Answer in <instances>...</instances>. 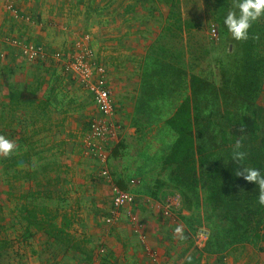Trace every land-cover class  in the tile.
<instances>
[{
	"label": "rangeland",
	"instance_id": "1",
	"mask_svg": "<svg viewBox=\"0 0 264 264\" xmlns=\"http://www.w3.org/2000/svg\"><path fill=\"white\" fill-rule=\"evenodd\" d=\"M97 1L99 5L103 6L105 3L110 2V0ZM121 1L123 2L124 0H117L115 2L121 5ZM227 1L228 3L226 0H142V2H138V0H125L126 6L120 9H127L128 17L135 21L134 24L131 23L130 27L137 28L139 26V29L142 30L141 35L146 34L148 40L143 53L140 55V71L134 75L139 80H133V93L131 94L133 104L130 107L133 108V111L131 115L128 119L126 117L114 121L111 120L112 117L109 118L110 133L103 139L95 138L106 155L105 161L94 158L87 148L86 140L90 134V126L85 124L87 116L84 115L85 122H81V124H84L83 134H87H85L86 137L83 140L86 156L88 155V157L93 159L96 165L99 162L103 164L104 167L101 168L100 173L106 177L107 175H104L102 171L107 169V177L110 175L113 177V184L117 180L124 183L126 185L125 190L129 191L136 199L139 195L150 197L151 191L156 189L158 180L165 182L160 190L159 199L156 198L158 209L161 206H166V208H161L163 211L160 212L163 215L164 221H166L164 229L160 233L163 236V241L169 242L171 240V243L173 242L172 250H175V256L173 257L180 259V263H183L184 260H189L188 258L190 257L199 258V264H246V260L248 259L247 254L253 253L256 255L254 263L264 264V250L261 244H246L245 248L241 249L239 245L237 249L233 246L228 247L232 233L228 231V221L225 218H221L214 211H206L204 204L196 207L194 203L191 210L186 207L182 208L184 202L181 199L182 197H179V191L174 187L175 182L172 178L173 169L168 167L165 162L170 152V146L175 138L174 132L170 131L165 123V119L172 114L177 104L184 97V94L189 95L192 102L198 107V113L201 116L199 121L201 123H207L206 117L210 112H214V115L218 116L228 108L243 111L245 107L252 106L250 104L255 103L264 107V69L262 74L259 73L255 76V82L259 85L254 84V86L259 87V92L257 94L254 92V97L251 100L235 96L238 93L236 90H239L243 86L245 80L243 61L246 57L251 56V52L246 40H234L227 32L223 18L229 10H233L235 0ZM113 12L115 10L112 7H107L100 10L99 13L102 15L112 14ZM259 20L261 26L264 27V16L259 18ZM259 34L263 36L264 32H260ZM3 35L9 38L8 35ZM81 39L82 37L75 42ZM0 42L8 43L7 41ZM87 45L90 47L89 44ZM260 49L264 54V48ZM23 58L24 60L27 59L25 56ZM29 61L38 62L36 60ZM258 61L260 60L258 59ZM62 63L64 64L63 60ZM169 64L170 68H173L172 70L176 73L174 74L175 84H177V81L178 84L182 81L179 76L182 75L185 85L181 89L175 87L165 96H161L157 92L159 80L156 72L161 70V68L166 70V65ZM159 66L161 68L158 69ZM0 68L3 70H0V76L9 83L10 76L14 75L13 70L3 65H0ZM192 74L197 76L199 86L201 85L197 87L196 92L190 91L189 87ZM78 85L80 86L81 84L79 83ZM81 86L86 89L83 85ZM9 88L11 89L12 85ZM196 114L197 112L194 110L192 120H195ZM97 115H99L98 111ZM90 120L87 123L90 124ZM5 122L11 125L4 115L0 118V125ZM21 122L24 124L23 121ZM192 125L196 127L195 122H192ZM14 128L13 125L8 128L1 125L0 134L14 140L17 146L20 144L21 147L18 151L15 150L14 153L18 152L22 154L29 147L20 140L21 133H19L18 129ZM111 131L113 132L114 139L110 151L106 147L105 142L108 141ZM211 131V129H207L206 134L202 138L196 139V145L200 146L203 144L208 148L216 146V141L211 138ZM34 140L36 142L32 146L35 150L39 151V154L32 157V162L29 166L37 167L54 159L59 161L64 160L63 154H60L59 150H56L60 147L52 150L47 146V142H52V140L50 137L47 138L45 133L34 136ZM79 140L81 139L79 138ZM114 154L116 156H113ZM39 157L41 158L39 159ZM4 158L5 156H0V238L10 241V244L0 255V264H64L55 253L56 251H47L45 249L44 235L35 236L28 241L22 239L21 234L23 229L19 220L15 217L17 212L15 205L16 196L30 189H42L46 186L45 180L39 179V177L38 180H41L39 185L29 180L15 181L12 178L15 168L6 167L10 161H5ZM108 158L109 160L111 159L109 162ZM204 167L202 166L200 169H204ZM25 168H27L26 164L23 169ZM63 194L71 199L73 198V196L65 192ZM86 194L90 195L89 192L84 193V195ZM164 195L166 196L164 197ZM167 198H170L172 201H168L164 205L160 204V202L164 203ZM71 199L70 204L73 201ZM134 204L120 208L114 222L124 217L129 222L127 212L128 209L135 212ZM136 214L141 219L140 215ZM155 215L161 218L159 214ZM155 217L157 218V216ZM59 221L62 222L63 220L58 219L57 222ZM114 222L110 223L106 221L108 224ZM76 223L73 222L69 226L71 231L74 230L73 224ZM143 224L142 238L144 241L139 233L135 232L134 229L133 231L142 242L144 250L147 247L148 252H153L150 248L151 246L145 242L144 221ZM177 226L182 227L181 233L174 231ZM83 236L84 234H81L74 242L76 260L83 257L82 253L88 251V249L92 251L90 253L92 259L87 261L88 263L76 260V262L72 261V263L98 264L99 261L107 257L108 251L104 247L100 245L95 246L98 242L92 240L91 237V241L89 239L86 243L84 240H87V238L84 237L81 240ZM84 246H87V250L82 252V247ZM155 258V260L154 258L151 260L150 264H164L158 255ZM245 258L247 259L245 260ZM106 263L109 264V262ZM170 264H175V262Z\"/></svg>",
	"mask_w": 264,
	"mask_h": 264
},
{
	"label": "crops",
	"instance_id": "2",
	"mask_svg": "<svg viewBox=\"0 0 264 264\" xmlns=\"http://www.w3.org/2000/svg\"><path fill=\"white\" fill-rule=\"evenodd\" d=\"M6 1L14 10L7 7ZM115 1L117 0H110L103 6L97 0H1L0 33L21 42L41 45L47 55L36 60L38 62H31L26 58L24 60L21 45L0 42V65L14 72L9 83L0 76V118L5 115V119L11 121L13 116L11 125L21 133L22 125L28 123L29 117L22 109L16 112L10 109L9 92L13 87L23 89L27 84L34 86L41 80L43 87L39 91V99L47 102L50 98L52 103L48 116L52 130L45 131V136L50 137L52 142H47V146L52 150L60 147L56 150L63 154L64 160L61 162L69 168L63 175L64 179L59 188L67 189L68 195L73 196L70 199L73 200L78 220L73 224L74 230H70L71 233L75 236L84 234L82 238L91 237L98 242L95 246L100 245L108 251L107 257L98 264H150L151 254L146 249L145 252L142 242L125 217L112 224L105 221L112 206L114 180L111 175L102 176L100 171L103 164L99 162L96 165L93 159L86 156L83 140L87 134H83L84 124H81L84 115L87 116V122L97 115V108L92 95L78 85L79 82L63 68L62 60L55 57L57 52H73L74 42L89 34L87 44L93 49L95 58L107 70L108 86L113 95L116 112L111 120L128 119L133 111L130 108L133 104V80H139L134 75L140 71V55L147 45L148 36L141 35L139 26L130 27L135 21L128 17L127 9H120L126 6L125 0L121 1V5ZM140 1L142 2L138 0ZM107 7H112L115 12L101 15L100 10ZM15 12L19 15H15ZM0 70L3 71L1 68ZM59 121L60 126L56 128L54 124ZM87 122L85 124L89 125ZM1 125L7 128L11 126L7 122ZM57 138L59 139L55 140ZM113 139L111 131L108 141L105 142L110 151ZM110 160L108 158V162ZM86 192L90 195H84ZM150 197L139 195L134 202L135 212L145 222V242L164 264H181L180 259L173 257V242L163 241L160 232L166 221L160 214L161 207L158 209L156 206V198ZM155 214H159L161 218ZM40 235L43 234L38 233L36 236ZM184 261L182 264H185ZM246 261V264H255L249 258Z\"/></svg>",
	"mask_w": 264,
	"mask_h": 264
},
{
	"label": "trees",
	"instance_id": "3",
	"mask_svg": "<svg viewBox=\"0 0 264 264\" xmlns=\"http://www.w3.org/2000/svg\"><path fill=\"white\" fill-rule=\"evenodd\" d=\"M226 2L228 3L227 0ZM259 21L258 19L253 23L246 39L251 56L243 61L245 80L235 94L241 99L251 100L254 97L253 93L259 92V87L254 86L258 84L255 82V76L262 74L264 69V54L260 49L264 48V35L259 34L264 32V27ZM166 67L165 70L159 66L158 69L161 68V70L156 72L159 80L157 92L161 96H165L175 87L181 89L185 85L182 75H179L182 81L178 84L176 80L177 84H175V71L170 68V64ZM191 77L190 91L196 92L199 80L194 74ZM42 87L43 82L39 80L34 86L27 84L23 89L13 87L10 90L8 95L10 109L13 112L22 109L29 117L28 123L22 125L20 135V140L28 145L29 149L22 154L13 152L10 156H5L4 160L10 161L6 167L15 168L12 174L15 181L29 180L39 185L40 177L39 179L46 182V186L42 189H30L16 196L15 217L23 229L22 239L28 241L38 233H42L47 251H56L55 253L64 264H74L72 263L76 260L74 242L78 236L71 233L69 226L78 220V215L73 208V201L70 204V198L63 194V192L68 194L69 191L59 188L64 179L63 175L69 168L57 159L37 167L29 166L32 157L39 154V151L32 146L36 142L34 136L52 130L48 119L52 103L49 101L50 98L47 102H41L39 99V91ZM250 105L252 106L245 107L243 111L228 108L218 116L210 112L206 117L207 123H201L198 107L189 95L184 94L172 114L165 119L170 131L175 134L165 162L173 169L174 187L179 191V197H182L184 202L182 208L191 210L194 203L196 207L204 204L206 211H214L221 218H225L228 221V231L232 233L228 247L233 246L237 249L239 245L241 249L245 248L246 244H261L264 250V206L257 203L258 187L255 182H249L243 175L236 174L238 168L241 172L243 171V166L232 160L235 142L239 140L241 141L239 150L246 153L245 164L259 168L264 174V107L257 103ZM194 110L197 114L195 120H192ZM64 112L67 111L64 110ZM13 121L12 116L10 124ZM60 121L54 124L56 128L60 126ZM192 122L196 123V127L192 125ZM207 129L212 130L211 138L216 141V146L211 148L203 144L198 146L195 142L206 134ZM20 147L19 144L16 150L18 151ZM25 164L27 168L23 169ZM202 166H205L204 169H200ZM115 183L126 189V185L119 180ZM164 184V181L158 180L156 189L152 190L150 195L159 199V193ZM58 219L63 221L59 223ZM89 239L91 241V238ZM89 239L84 241L87 243ZM9 244L10 241L0 238V255L9 247ZM84 247L82 252L87 250V246ZM91 252L88 249L82 253L83 257L77 256L76 261L88 263L87 261L92 259ZM255 256L253 253L247 254V258L253 263ZM193 263L199 264V258H191L185 262V264Z\"/></svg>",
	"mask_w": 264,
	"mask_h": 264
},
{
	"label": "built area",
	"instance_id": "4",
	"mask_svg": "<svg viewBox=\"0 0 264 264\" xmlns=\"http://www.w3.org/2000/svg\"><path fill=\"white\" fill-rule=\"evenodd\" d=\"M5 3L8 8L14 10L10 3H7V1ZM15 15L18 16V12H15ZM89 39L90 35L86 34L81 40L75 42L73 52H57L55 57L64 61L63 65L65 71L69 73L73 79L83 85L92 95V99L99 115L93 116L90 120V134L86 140V146L94 158L100 161H105L106 155L103 153V150L96 139H103L108 133H110L108 119L114 116L115 105L112 93L108 86L106 68L95 59L93 50L88 45L86 46ZM0 41H7L15 45H21L22 54L29 60L42 59L47 55L44 47L41 45L21 42L18 39L10 37L7 38V36H4L2 33H0ZM102 173L108 176L107 169H104ZM112 192V206L106 218V221L110 223L114 222L120 208L123 206H130L135 200L134 196L129 191L122 189L115 183L112 184ZM168 201L172 200L167 198L166 201L161 204L164 205ZM161 208H166V206H161ZM127 215L134 231L139 233L142 238V231L144 230L143 221L130 209H128ZM142 240L144 241L143 238ZM145 249L148 252V248L145 247ZM148 253L151 254L152 259H156L154 252L150 251Z\"/></svg>",
	"mask_w": 264,
	"mask_h": 264
},
{
	"label": "clouds",
	"instance_id": "5",
	"mask_svg": "<svg viewBox=\"0 0 264 264\" xmlns=\"http://www.w3.org/2000/svg\"><path fill=\"white\" fill-rule=\"evenodd\" d=\"M264 16V0H235L233 10H229L223 18V23L231 38L237 41L248 39L249 29L253 23ZM241 141L237 140L232 153V160L243 166L237 175H243L249 182H255L258 187L257 203L264 206V174L259 168L249 167L245 164L246 153L240 151ZM17 149L16 142L0 134V156H10ZM176 233L182 232V227H175ZM191 259L190 257L188 258Z\"/></svg>",
	"mask_w": 264,
	"mask_h": 264
}]
</instances>
